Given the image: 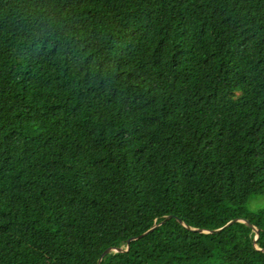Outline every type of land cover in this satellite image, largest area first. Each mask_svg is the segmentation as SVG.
Instances as JSON below:
<instances>
[{
    "label": "trees",
    "instance_id": "trees-1",
    "mask_svg": "<svg viewBox=\"0 0 264 264\" xmlns=\"http://www.w3.org/2000/svg\"><path fill=\"white\" fill-rule=\"evenodd\" d=\"M259 196L264 0H0V264H264Z\"/></svg>",
    "mask_w": 264,
    "mask_h": 264
},
{
    "label": "water",
    "instance_id": "water-1",
    "mask_svg": "<svg viewBox=\"0 0 264 264\" xmlns=\"http://www.w3.org/2000/svg\"><path fill=\"white\" fill-rule=\"evenodd\" d=\"M171 217H169V218H167L166 220H164L163 222H161L160 224H158L157 226H155L152 230H150L148 233H146V234H149V233H151L153 230H155L157 227H159L160 225H162L163 223H165L168 219H170ZM180 221L185 225V226H187V227H189L188 225H186L184 222H183V220H181L180 219ZM236 222H245V223H247L248 225H250L252 228H253V230L256 232V237H257V248H258V251H260L261 253H262V247H261V243H262V240H261V236H260V234H259V231H258V229L251 223V221L250 220H248V219H244V218H237V219H234L233 221H231L226 227H229V226H231V225H233L234 223H236ZM226 227H224V228H226ZM224 228H221V229H218V230H213V229H208V230H198V229H192V230H194V231H197V232H204V233H214V232H220V231H222ZM145 234V235H146ZM145 235H142V236H145ZM142 236H139V237H136V238H140V237H142ZM135 238V239H136ZM132 241H133V239L132 240H130V242H129V246H128V255L126 256V258H125V260L123 261V263L122 264H124L125 263V261L126 260H128L129 258H130V256H131V254H132Z\"/></svg>",
    "mask_w": 264,
    "mask_h": 264
},
{
    "label": "rangeland",
    "instance_id": "rangeland-1",
    "mask_svg": "<svg viewBox=\"0 0 264 264\" xmlns=\"http://www.w3.org/2000/svg\"><path fill=\"white\" fill-rule=\"evenodd\" d=\"M250 207L252 209L264 208V196H259V197L254 198L250 202Z\"/></svg>",
    "mask_w": 264,
    "mask_h": 264
}]
</instances>
